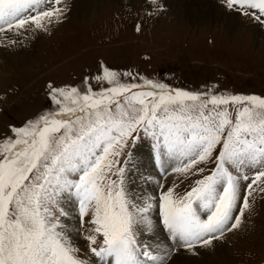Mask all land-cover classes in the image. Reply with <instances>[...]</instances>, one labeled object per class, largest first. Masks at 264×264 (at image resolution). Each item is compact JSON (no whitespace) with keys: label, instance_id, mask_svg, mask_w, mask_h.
Masks as SVG:
<instances>
[{"label":"snow or ice","instance_id":"snow-or-ice-1","mask_svg":"<svg viewBox=\"0 0 264 264\" xmlns=\"http://www.w3.org/2000/svg\"><path fill=\"white\" fill-rule=\"evenodd\" d=\"M226 4L264 24V0ZM65 9L0 0V33L15 45L8 33L47 32ZM46 88L49 107L0 137V264H172L241 227L264 196V97L190 91L103 62L79 85ZM144 141L159 179L157 193L137 196ZM76 217L94 259L72 243L65 221Z\"/></svg>","mask_w":264,"mask_h":264},{"label":"rangeland","instance_id":"rangeland-1","mask_svg":"<svg viewBox=\"0 0 264 264\" xmlns=\"http://www.w3.org/2000/svg\"><path fill=\"white\" fill-rule=\"evenodd\" d=\"M126 1L130 0H119L114 7L106 2L108 8L78 15L74 0H64L62 22H54L47 32L27 38L8 33L19 41L15 45L0 33V137L9 134L10 126H21L49 107V82L57 87L79 85L85 75L97 72L101 62L190 91L214 86L217 92L264 97V34L255 39L251 30L258 27L264 32V24L238 8L229 9L226 0L215 1L220 10L241 20L237 33L218 24L203 30L194 24H173L176 20L166 12L165 0H158L159 11L146 0ZM208 10L218 15L211 6ZM138 146L151 157L148 141ZM153 173L157 193L154 167ZM75 219L78 241L73 245L80 249L81 259H94ZM202 253L211 264H264V196H255L241 227L198 249V255L187 256L198 259Z\"/></svg>","mask_w":264,"mask_h":264},{"label":"bare ground","instance_id":"bare-ground-1","mask_svg":"<svg viewBox=\"0 0 264 264\" xmlns=\"http://www.w3.org/2000/svg\"><path fill=\"white\" fill-rule=\"evenodd\" d=\"M118 1L119 0H74V6L77 9L78 15H86L87 13L91 14L92 12L93 13L98 12V10L101 9L103 6L106 7L108 5V7L110 6L114 7V4L115 3L118 4ZM130 1L136 2L139 0H130ZM106 2H108L107 5ZM164 4H165L164 7L166 8V12L168 13V15L172 16L173 19L176 20V22H173V24L178 23L181 26L184 25L190 27H192L190 24H194V26L197 25L198 27H200V29L202 26V30L208 27L207 25L210 26L213 24H218L224 26L229 33L232 32L237 33L242 28L241 20L235 17L234 15L235 13L229 15L224 11L220 10L215 0H165ZM209 5L215 11L218 12L217 13L218 15H213L208 10V8H210ZM135 8L137 7L135 6ZM173 19H171V22L173 21ZM251 28H252L251 30L253 33V37L255 39H258L260 35L264 34V32L260 30L258 27L257 28L251 27ZM135 151L137 157L140 160V166L138 171L132 174L131 187L134 189L137 196L147 193H154L153 187L155 186V180L157 179V177L153 173V167L150 163L151 157L149 158L146 149H144L142 146H138ZM74 220L75 222H73L72 219H69L65 221V223L69 224L70 226L69 235L71 236L72 243L76 244L78 240L76 237V219ZM158 235H159V239L161 240L166 239V237L162 232L159 233ZM187 254L188 252L181 251L173 258L172 264H211L208 258L205 257V253H202L198 259L190 258L189 256H187Z\"/></svg>","mask_w":264,"mask_h":264}]
</instances>
